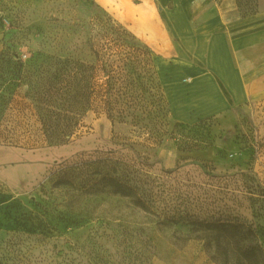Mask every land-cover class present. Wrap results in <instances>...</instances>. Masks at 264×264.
Wrapping results in <instances>:
<instances>
[{"label":"rangeland","instance_id":"obj_1","mask_svg":"<svg viewBox=\"0 0 264 264\" xmlns=\"http://www.w3.org/2000/svg\"><path fill=\"white\" fill-rule=\"evenodd\" d=\"M4 53L30 72L42 55L70 60L92 104L67 112L83 125L69 144L0 145V264H264V124L251 110L174 122L151 51L95 1L0 0Z\"/></svg>","mask_w":264,"mask_h":264},{"label":"crops","instance_id":"obj_2","mask_svg":"<svg viewBox=\"0 0 264 264\" xmlns=\"http://www.w3.org/2000/svg\"><path fill=\"white\" fill-rule=\"evenodd\" d=\"M89 1L149 48L174 122L244 108L264 124V9L244 16L236 0Z\"/></svg>","mask_w":264,"mask_h":264},{"label":"trees","instance_id":"obj_3","mask_svg":"<svg viewBox=\"0 0 264 264\" xmlns=\"http://www.w3.org/2000/svg\"><path fill=\"white\" fill-rule=\"evenodd\" d=\"M71 64L68 59L42 55L40 65L30 72L16 55H0V145L36 150L72 141L83 125L67 112H73L79 103L92 102L85 96L83 82L87 77L72 69ZM10 85L16 89L26 85L25 94L9 89ZM106 95L105 92L98 99ZM108 183L114 194L131 196L130 188L118 181L108 179ZM228 229L231 238L234 233L248 239V231L236 232L234 225H228Z\"/></svg>","mask_w":264,"mask_h":264}]
</instances>
